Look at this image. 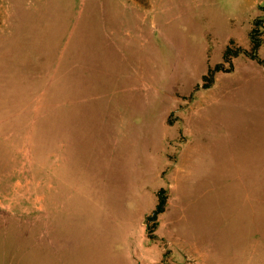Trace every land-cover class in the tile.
Listing matches in <instances>:
<instances>
[{"label": "rangeland", "instance_id": "374dc122", "mask_svg": "<svg viewBox=\"0 0 264 264\" xmlns=\"http://www.w3.org/2000/svg\"><path fill=\"white\" fill-rule=\"evenodd\" d=\"M45 1V14L26 12L29 51L37 31L48 71L73 44L78 102L73 116L55 110L47 78L45 98L26 109L36 86L24 94L19 79L0 76V215L45 199L70 204L80 178L91 197L140 201L145 233L162 252L156 264H264L261 185L252 180L264 164L249 155L264 142V28L258 46L250 39L264 0ZM143 188L148 196L136 197ZM161 188L167 200L152 239L146 224ZM10 235L0 219V264L19 253ZM118 241L108 257L92 245L83 263L129 264Z\"/></svg>", "mask_w": 264, "mask_h": 264}, {"label": "crops", "instance_id": "0c3cea01", "mask_svg": "<svg viewBox=\"0 0 264 264\" xmlns=\"http://www.w3.org/2000/svg\"><path fill=\"white\" fill-rule=\"evenodd\" d=\"M45 0H2L1 7L3 9L5 25L0 28V76L5 75L7 78L13 76L20 80L22 91H32L29 88L34 85L36 94L27 96V99L22 101V105L26 109L29 107L35 98L41 100L45 98L47 90V78L54 83L50 93L53 92L55 110L62 114L67 111L66 116H73L76 110L73 106L76 101H73V44H64L60 47L55 55L51 70L46 69L45 56L46 48L40 45V35L36 32L37 55H33L29 51V33L25 30L26 12H32L34 18L40 14H45ZM31 64H34L29 70ZM69 65V66H68ZM4 76V77H5ZM67 79L66 88H63L62 83ZM67 94V96H66ZM16 95V96H15ZM14 101L20 98L19 94H15ZM29 99L31 104L29 105ZM28 104V106H26ZM23 108V109H25ZM67 108V109H66ZM25 109V110H26ZM25 110L23 112H25ZM73 130V128H71ZM264 136V133H263ZM262 149L254 147L249 155L253 157L258 155V159L264 164V142ZM253 148V147H250ZM154 158H159L158 153L152 155ZM162 161L166 160L161 155ZM173 166H175L173 164ZM155 173H160L159 170ZM77 186L83 185L79 190L73 189L77 194L73 196V202L70 204H62L60 200H44V203L22 205L21 215H15L7 211L6 216L0 215L6 224L9 225L11 231L14 248L16 246L17 255L12 254V264H46V259L62 262L67 264L69 258H73V264H84L88 249L94 248L100 253L101 257L104 254L108 257L110 252L117 251L114 239L119 238V243L123 257L129 264H156L162 255L158 252L157 244L150 240L145 233V225L142 223L140 215L141 205L132 204L126 206L118 204L116 206L109 201V195L106 198L97 199L85 192L84 188L87 183L80 178H76ZM252 180L259 181L261 185L262 203L261 216L264 217V172L262 176L252 175ZM253 182L251 183V193L254 200ZM95 191L96 189L91 188ZM56 192L57 190H53ZM54 195H56L54 193ZM53 195V196H54ZM78 198L82 203L77 202ZM136 197H146L148 192L143 188L141 193ZM150 195V194H149ZM76 196V198H75ZM75 198V199H74ZM141 198V199H142ZM140 199V200H141ZM42 201V200H41ZM90 202V203H89ZM138 212V215H132V212ZM259 213V211H258ZM256 214V212H255ZM264 220V219H263ZM118 233V236H115ZM96 240V242H95ZM100 247H98V245ZM13 248V250H14ZM92 253L90 252V256ZM81 256V257H80ZM101 264H106L101 260Z\"/></svg>", "mask_w": 264, "mask_h": 264}, {"label": "trees", "instance_id": "16d2710c", "mask_svg": "<svg viewBox=\"0 0 264 264\" xmlns=\"http://www.w3.org/2000/svg\"><path fill=\"white\" fill-rule=\"evenodd\" d=\"M257 25H258V19H256L254 28L252 29L251 34H250V39H251V41H253L255 43V46H258L260 44L259 40L257 39V35L259 34V30L257 28ZM238 51H241V49H238L236 52H238ZM252 56L257 58L255 54ZM225 57L227 59H229V55H227ZM257 60L259 63H262V60H260L258 58H257ZM222 68H223V65L219 64L214 68V70H209L208 76L205 77L206 81L202 85L203 88H209L212 85V83L214 81V71L221 70ZM157 196H158V203L156 205V208L153 210L152 215L150 217H148V220L153 221V224L148 223V221L146 224L147 225V234L152 239L156 238V236L154 235L153 232L157 227V223H156L157 215L164 210V205H165L166 200H167V196L165 195V189L161 188L158 191Z\"/></svg>", "mask_w": 264, "mask_h": 264}, {"label": "built area", "instance_id": "2783aa9c", "mask_svg": "<svg viewBox=\"0 0 264 264\" xmlns=\"http://www.w3.org/2000/svg\"><path fill=\"white\" fill-rule=\"evenodd\" d=\"M258 26H260L261 28H264V17H259L258 18Z\"/></svg>", "mask_w": 264, "mask_h": 264}]
</instances>
